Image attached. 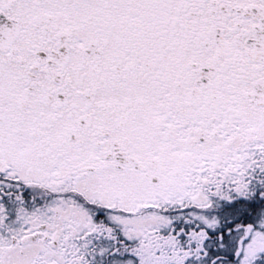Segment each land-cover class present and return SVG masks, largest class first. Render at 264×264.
<instances>
[{
	"label": "snow or ice",
	"instance_id": "snow-or-ice-1",
	"mask_svg": "<svg viewBox=\"0 0 264 264\" xmlns=\"http://www.w3.org/2000/svg\"><path fill=\"white\" fill-rule=\"evenodd\" d=\"M0 264H264V0H0Z\"/></svg>",
	"mask_w": 264,
	"mask_h": 264
}]
</instances>
